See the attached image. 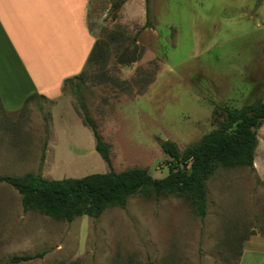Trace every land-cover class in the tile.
<instances>
[{"label":"rangeland","instance_id":"1","mask_svg":"<svg viewBox=\"0 0 264 264\" xmlns=\"http://www.w3.org/2000/svg\"><path fill=\"white\" fill-rule=\"evenodd\" d=\"M113 2L89 1L96 46L76 81L111 167L66 89L12 112L0 105V176L144 168L160 179L170 161L160 140L182 152L217 127L222 107L264 102V0H150V27L144 0L117 11ZM256 132L254 170L218 168L203 219L184 197L138 193L96 219L57 221L24 212L17 191L0 183V264H236L243 239L264 237V122ZM15 256L33 259L11 263Z\"/></svg>","mask_w":264,"mask_h":264},{"label":"trees","instance_id":"2","mask_svg":"<svg viewBox=\"0 0 264 264\" xmlns=\"http://www.w3.org/2000/svg\"><path fill=\"white\" fill-rule=\"evenodd\" d=\"M126 0H114L112 10L117 11ZM145 2V24L150 27V0ZM94 47L86 65L94 54ZM86 67V66H85ZM84 71V70H83ZM83 71L63 81L61 91L70 89L75 94L79 115L94 139V149L111 167L109 147L89 117L79 94V81ZM75 81V82H74ZM37 97L30 96L25 104ZM41 99L44 97L39 96ZM221 121L198 142L182 152L171 141H159L162 151L169 157L168 174L160 179L150 176L144 168H131L121 172L109 169L106 173L89 174L80 178L49 180L40 174L0 176V183L12 187L21 196L24 212L38 211L57 221L71 222L81 216L98 218L109 207L123 208L128 198L140 193L144 196H176L188 200L195 216L203 219L207 213L206 182L218 168L247 167L254 170L257 129L264 122V102L255 101L239 109L224 106ZM44 155L41 156L43 161ZM31 256L12 257L11 263L29 261Z\"/></svg>","mask_w":264,"mask_h":264},{"label":"crops","instance_id":"3","mask_svg":"<svg viewBox=\"0 0 264 264\" xmlns=\"http://www.w3.org/2000/svg\"><path fill=\"white\" fill-rule=\"evenodd\" d=\"M89 1L0 0L2 110H18L30 95L57 101L63 81L84 70L95 44ZM236 264H264V237L243 239Z\"/></svg>","mask_w":264,"mask_h":264}]
</instances>
